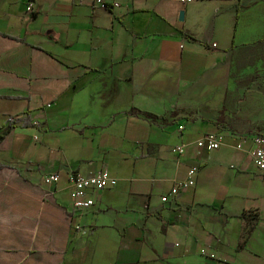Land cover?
Wrapping results in <instances>:
<instances>
[{
	"label": "crops",
	"instance_id": "crops-1",
	"mask_svg": "<svg viewBox=\"0 0 264 264\" xmlns=\"http://www.w3.org/2000/svg\"><path fill=\"white\" fill-rule=\"evenodd\" d=\"M104 1L0 0V131L19 121L0 140V264H264L255 134L202 112L264 37V0ZM210 133L220 146H197ZM191 166L196 184L162 201ZM100 168L117 183L75 210L69 175Z\"/></svg>",
	"mask_w": 264,
	"mask_h": 264
},
{
	"label": "rangeland",
	"instance_id": "rangeland-1",
	"mask_svg": "<svg viewBox=\"0 0 264 264\" xmlns=\"http://www.w3.org/2000/svg\"><path fill=\"white\" fill-rule=\"evenodd\" d=\"M207 91L208 103L203 99L202 112L214 120L221 116L223 131L237 136L264 133V103L251 99L264 96V37L239 48L225 73Z\"/></svg>",
	"mask_w": 264,
	"mask_h": 264
},
{
	"label": "built area",
	"instance_id": "built-area-1",
	"mask_svg": "<svg viewBox=\"0 0 264 264\" xmlns=\"http://www.w3.org/2000/svg\"><path fill=\"white\" fill-rule=\"evenodd\" d=\"M194 0H181L182 3H189ZM93 5L99 7H107V3L104 0H92ZM114 6H118V3H115ZM27 9H31V3H28ZM215 45V44H213ZM179 129H182V125L179 126ZM222 135L220 133H210L204 137H201L197 141V146L205 147L206 149H217L220 146ZM253 147L250 150L251 158L255 166L264 173V137L258 134L252 135L251 139ZM240 147V145H238ZM173 153L179 154L184 151L182 145H178L172 148ZM198 166H191L187 170V177L182 181L176 182L170 189L167 195L162 197V201H166L170 196H176L181 189L192 187L196 184V173ZM60 180L59 173H51L44 177L43 182L45 184H53ZM69 182L72 186L71 189V203L72 206L77 211H85L94 205L93 199L88 194V189L91 190H101L105 187H112L117 183V179L111 177L106 168H100L94 173L88 175H81L72 173L69 175ZM213 257V254H210Z\"/></svg>",
	"mask_w": 264,
	"mask_h": 264
},
{
	"label": "trees",
	"instance_id": "trees-1",
	"mask_svg": "<svg viewBox=\"0 0 264 264\" xmlns=\"http://www.w3.org/2000/svg\"><path fill=\"white\" fill-rule=\"evenodd\" d=\"M128 113L132 114V115L142 116V118H145L146 120H148L150 122H157V124L163 126L162 123H160V122L168 120L169 117L172 116V115L175 117L178 114V110L172 109L166 114H158L156 112L143 110L142 108L133 106V107H131L128 110ZM18 122L19 121H17V120L9 121L8 125L2 131H0V140L3 139L4 136L8 133V131H10L12 127H15L18 124ZM223 122H224V120L220 116L218 118V120L216 121V124L219 127H221L222 129H224V128H226V126L223 125ZM22 125L23 126H27V125L30 126V123L29 122H25V123H22ZM259 135L264 137V133H259ZM0 167H11V168H13L11 164H8L6 162H0ZM241 216L245 217V218H248L246 213H242ZM248 219L255 220V219H258V216L257 215H253L252 218L249 217Z\"/></svg>",
	"mask_w": 264,
	"mask_h": 264
},
{
	"label": "water",
	"instance_id": "water-1",
	"mask_svg": "<svg viewBox=\"0 0 264 264\" xmlns=\"http://www.w3.org/2000/svg\"><path fill=\"white\" fill-rule=\"evenodd\" d=\"M182 14V13H181ZM181 18H182V16H181Z\"/></svg>",
	"mask_w": 264,
	"mask_h": 264
}]
</instances>
